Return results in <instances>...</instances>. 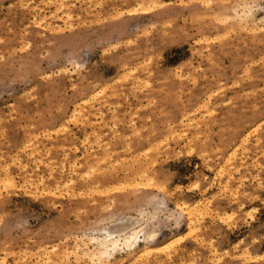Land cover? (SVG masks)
<instances>
[{
  "label": "rangeland",
  "instance_id": "obj_1",
  "mask_svg": "<svg viewBox=\"0 0 264 264\" xmlns=\"http://www.w3.org/2000/svg\"><path fill=\"white\" fill-rule=\"evenodd\" d=\"M242 4L264 11L0 0V264H91L84 233L155 207L148 248L104 264H264V24Z\"/></svg>",
  "mask_w": 264,
  "mask_h": 264
},
{
  "label": "bare ground",
  "instance_id": "obj_2",
  "mask_svg": "<svg viewBox=\"0 0 264 264\" xmlns=\"http://www.w3.org/2000/svg\"><path fill=\"white\" fill-rule=\"evenodd\" d=\"M228 17L239 18L243 21H246V23L252 22V24L255 23V20H257L264 24V11L262 12V15L259 16L258 19L255 18L253 15V7L251 6V4L249 5L242 4L239 12L236 11L235 9L232 12V14H230ZM68 181H69V178H68ZM158 209L155 207L153 209L154 211L152 210L149 212L140 211L138 219L134 222H129L125 218L124 220L119 219L118 221H116V224L103 226L101 228L94 229L90 233H84L83 236L85 235V238L88 240V243H90V246L83 245L84 247H82L80 243L76 242L75 246L72 247L73 252H76L77 250H81L82 255L86 257L91 264H100V263L104 264V261H107V260L109 261L110 258H114L117 255V253L124 252L126 254L127 253L129 254V253L134 252L136 247H138L140 244H142V246L144 245L143 248L147 249L148 248L147 243L152 238L155 237L156 232L146 230L145 225H147L148 221L150 222V220L154 217V214ZM164 211H167V210H164ZM190 221L191 219L188 220V226H191ZM192 223L193 222H191V224ZM79 238L82 239L81 237ZM82 244H84V241L82 242ZM69 252H66V253L63 252L62 254L64 256H67ZM76 253H74V256L75 258L79 259L80 257H78ZM50 261H52L50 260V257L46 256L45 259L42 258V261H38V264H48V262ZM76 261L78 260H75V262Z\"/></svg>",
  "mask_w": 264,
  "mask_h": 264
}]
</instances>
